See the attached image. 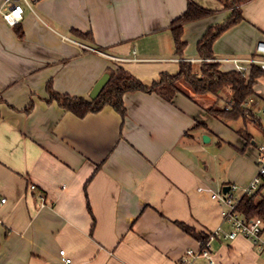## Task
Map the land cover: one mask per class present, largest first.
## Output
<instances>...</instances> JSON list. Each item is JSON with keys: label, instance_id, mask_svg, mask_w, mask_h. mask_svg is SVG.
Here are the masks:
<instances>
[{"label": "crops", "instance_id": "obj_1", "mask_svg": "<svg viewBox=\"0 0 264 264\" xmlns=\"http://www.w3.org/2000/svg\"><path fill=\"white\" fill-rule=\"evenodd\" d=\"M28 1L12 26L3 17L10 4L0 0V264H65L64 255L73 264H183L188 249L202 246L177 222L207 235L230 231L227 205L199 187L235 184L239 196L257 173L258 131L249 126L255 139L247 144L213 117L207 110L218 97L181 83L171 102L133 91L125 116L107 105L77 117L48 102L47 84L90 98L118 66L151 84L178 72L181 60L197 61L198 41L232 11L218 0ZM188 1L214 13L184 25L179 57L170 24ZM241 8L244 20L214 43L217 60L253 56L264 40V0ZM255 89L263 105L264 79ZM209 252L191 264H264V250L243 235L216 236Z\"/></svg>", "mask_w": 264, "mask_h": 264}, {"label": "trees", "instance_id": "obj_2", "mask_svg": "<svg viewBox=\"0 0 264 264\" xmlns=\"http://www.w3.org/2000/svg\"><path fill=\"white\" fill-rule=\"evenodd\" d=\"M225 9L232 12L222 23L211 25L203 34L197 44V55L199 61L181 60L179 70L175 74L162 72L158 80L151 84L143 82L135 77L124 67L116 69L109 68V80L94 99L80 96H71L57 92L52 83L47 84L49 93L48 102H56L64 110L73 113L77 117H85L89 113L98 112L105 106L114 107L122 116L126 114L124 96L127 92L142 91L155 93L167 101H173L176 94L182 92L180 84L183 83L191 88L196 95L212 94L218 97V102L207 111L215 118L233 129L247 144L255 139L249 129L250 125L260 128L264 138V124L261 119L256 118L252 110H247L246 102L252 96L258 97L255 86L259 80L264 79V71L256 64L249 67L247 73L242 74L236 69L224 71L221 69V62L214 60L215 41L228 29L244 20L241 5L250 0H218ZM214 13L213 10L188 1L186 10L172 20L170 27L173 34L176 55L184 57L188 42L184 39V25L205 18ZM19 33H22L21 31ZM85 38H91L90 34L77 32ZM228 88L230 96L221 105L220 93ZM231 102L229 108L227 102ZM32 104L26 109L30 110ZM240 123V125H238ZM90 209V208H89ZM237 210L246 218H264V182L257 192L252 195H243L237 204ZM187 233L194 236L204 247L209 235L198 232L194 227L177 222Z\"/></svg>", "mask_w": 264, "mask_h": 264}, {"label": "built area", "instance_id": "obj_3", "mask_svg": "<svg viewBox=\"0 0 264 264\" xmlns=\"http://www.w3.org/2000/svg\"><path fill=\"white\" fill-rule=\"evenodd\" d=\"M21 0H4L6 4H10L9 10L3 12L4 19L8 24L14 26L18 24L23 19L24 7L20 3ZM29 3L28 0H23ZM83 46L96 50L89 45L83 44ZM102 54H105L102 51H99ZM109 56V55H108ZM113 57V56H111ZM116 59H120L115 57ZM201 59H198L199 61ZM214 60H217L216 58ZM217 61H231L234 64L235 69L245 74L248 72L249 67L252 64L258 65L264 71V40H260L256 43L255 46V55L247 58H231V59H222ZM260 99L252 96L248 99L245 104L247 110H252L256 118L262 120L261 113L264 115V104L260 105ZM231 102L226 103V107L229 108ZM259 157L257 160V173L255 176L241 188V193L237 196V191L240 189L238 185L231 184L230 189L224 193L223 190L212 191L209 188L199 187V190H207L211 192V196L219 201L224 202L227 205V210L224 212V220L230 223L232 229L230 231L224 230L222 227H218L214 232L209 234V239L199 251L188 249L183 256V264H191L192 260L204 256L211 259V254L209 252L210 242L216 236H222L226 239H233L238 235H243L247 239L251 240L255 246L260 250H264V218L263 217H254L246 218L242 213L237 210V204L240 198L243 195H252L259 190L262 183L264 182V143L258 145ZM35 184L31 185V188L34 189ZM6 199H2V202H5ZM44 200V197H42ZM62 259L65 264H73L71 258L67 256H62Z\"/></svg>", "mask_w": 264, "mask_h": 264}, {"label": "water", "instance_id": "obj_4", "mask_svg": "<svg viewBox=\"0 0 264 264\" xmlns=\"http://www.w3.org/2000/svg\"><path fill=\"white\" fill-rule=\"evenodd\" d=\"M110 74L109 73H105L100 79L99 81L95 84L93 90L90 93V98L94 99L98 96V94L100 93V91L102 90V88L105 86V84L107 83V81L109 80ZM209 136L208 135H204L203 136V140L209 141ZM230 185H225L223 186L222 190L224 193H226L229 189H230Z\"/></svg>", "mask_w": 264, "mask_h": 264}, {"label": "rangeland", "instance_id": "obj_5", "mask_svg": "<svg viewBox=\"0 0 264 264\" xmlns=\"http://www.w3.org/2000/svg\"><path fill=\"white\" fill-rule=\"evenodd\" d=\"M220 103H221V105H223L224 104V101L223 100H221L220 101ZM261 116H262V122H263V124H264V115L261 113L260 114ZM251 126V125H250ZM253 126V125H252ZM257 131H258V135L256 136V140H257V142L260 144V143H264V138H263V135H262V132H261V130H260V128H258L257 126H253ZM215 146H216V141L214 140V141H212V142H208V143H205L204 144V147H205V150H204V152L202 153V155H203V157H206V158H208V156L210 155V154H212L213 153V149L215 148ZM203 159V158H202Z\"/></svg>", "mask_w": 264, "mask_h": 264}]
</instances>
